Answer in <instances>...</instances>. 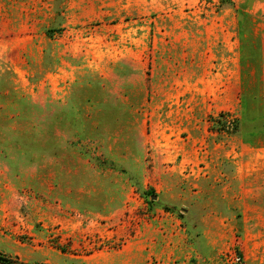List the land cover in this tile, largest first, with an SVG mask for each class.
Instances as JSON below:
<instances>
[{
	"label": "rangeland",
	"instance_id": "obj_1",
	"mask_svg": "<svg viewBox=\"0 0 264 264\" xmlns=\"http://www.w3.org/2000/svg\"><path fill=\"white\" fill-rule=\"evenodd\" d=\"M0 255L264 264V0H0Z\"/></svg>",
	"mask_w": 264,
	"mask_h": 264
},
{
	"label": "trees",
	"instance_id": "obj_2",
	"mask_svg": "<svg viewBox=\"0 0 264 264\" xmlns=\"http://www.w3.org/2000/svg\"><path fill=\"white\" fill-rule=\"evenodd\" d=\"M34 108H37L36 106H33ZM55 118V120H57V119H59V116H56V115H54L53 114V117H52V119H54ZM51 119V120H52ZM50 120V119H49ZM59 121V120H58ZM50 129V130H49ZM49 130V134H50V137L51 138H54V136H53V133H52V127H48V129H47V131ZM0 264H26V263H22V262H20L19 260H18V258H14V259H12V258H8V257H4V256H1L0 255Z\"/></svg>",
	"mask_w": 264,
	"mask_h": 264
},
{
	"label": "built area",
	"instance_id": "obj_3",
	"mask_svg": "<svg viewBox=\"0 0 264 264\" xmlns=\"http://www.w3.org/2000/svg\"><path fill=\"white\" fill-rule=\"evenodd\" d=\"M230 261L232 264H241L242 263V259L240 258V256H230Z\"/></svg>",
	"mask_w": 264,
	"mask_h": 264
}]
</instances>
